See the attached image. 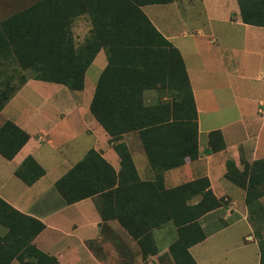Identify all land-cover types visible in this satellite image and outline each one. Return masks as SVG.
Instances as JSON below:
<instances>
[{"label":"crops","instance_id":"obj_1","mask_svg":"<svg viewBox=\"0 0 264 264\" xmlns=\"http://www.w3.org/2000/svg\"><path fill=\"white\" fill-rule=\"evenodd\" d=\"M35 2L0 0V21ZM199 6L207 17L206 24L189 31L190 27L181 24L183 21L177 16L191 8L197 12ZM139 8L160 37L141 27L95 35L89 17L78 14L72 25L76 45L88 44V40L94 45L96 42L102 44L85 71L83 88L71 90L61 83L30 78L0 109V116H3L0 126L10 120L29 135L12 159L0 154V198L43 224L32 243L55 257L59 264H171L163 254L177 237L172 223L152 229L157 253L144 259L136 239L117 219L108 218L101 192L66 203L55 182L89 149L96 150L111 164L116 172L117 186L149 180L164 189L206 177L208 188L221 204L197 219L204 238L189 246V253L197 264H225L227 258L223 253L228 250V245H234L236 250L250 246L255 264H259V248L248 219L245 190L228 180L225 172L229 160L242 169L246 163L264 157L258 156L262 149L260 133L252 127L251 114H247L249 105H256L254 114L261 113L264 124V110L260 108L264 100L260 94L244 95L243 79L250 60L246 54L236 62L237 49L225 44L221 35L230 37L232 33L227 34L230 26H250L249 32L256 42L264 44V31L261 26L254 29L255 25L242 22L237 0L143 2ZM165 14L171 16L173 27L166 22ZM214 22L222 24L221 27L216 28ZM163 39L179 51L184 63L197 115L198 150L196 154L186 156L182 165L156 173L150 167L138 130L110 135L91 113L90 104L99 77L108 64L107 51H116L113 60L125 67L135 61L128 54L125 56V52L134 53L140 47L146 51L147 64L153 69L152 79L157 81L156 87L143 91L144 103H160L161 113L170 117L172 99L178 96L177 87L183 77ZM257 55L259 60L253 74L256 81L264 78V50ZM2 61L0 58V73ZM112 81L126 82V78L113 77ZM42 82L55 86L52 90L21 94L26 86H37ZM86 83H89L87 90ZM229 87L235 99L232 109L227 97ZM245 100H248V106ZM212 130H220L225 147L207 152L208 133ZM27 156H32L45 170L30 185L14 174ZM263 198L264 195L259 202L264 205ZM198 199L196 196L190 203ZM243 228H247V232ZM0 232H4L2 227ZM220 256H224V261ZM242 259L245 260L239 255L232 257V261H241V264ZM10 264L22 263L14 258Z\"/></svg>","mask_w":264,"mask_h":264},{"label":"trees","instance_id":"obj_2","mask_svg":"<svg viewBox=\"0 0 264 264\" xmlns=\"http://www.w3.org/2000/svg\"><path fill=\"white\" fill-rule=\"evenodd\" d=\"M169 1L172 0H37L0 21L2 64L15 61L23 69H30L31 79L81 90L85 71L102 44L94 45L88 40V44L76 45L71 29L74 18L86 14L95 35L141 27L160 37L139 4ZM237 4L243 23L264 27V0H237ZM163 41L183 77L177 87L178 96L172 99L170 117L161 113L160 103H144L143 91L156 87L157 81L152 79L153 69L147 64L146 51L140 47L134 53L125 52V56L128 54L135 60L125 67L113 60L116 51H107L108 64L99 77L90 104L91 113L110 135L138 130L150 167L156 173L182 165L186 156L198 150L197 115L184 63L179 51L167 40ZM62 58L64 66H60ZM113 77L126 78V82H113ZM26 81L23 78L18 85H13L7 77L0 82V109ZM28 138V133L6 120L0 126V154L12 159ZM208 145L207 152L225 147L220 130L208 133ZM44 173L32 156H27L14 171L28 185ZM225 177L245 190L248 219L259 248V264H264V205L259 202L264 195V157L246 163L242 169L229 160ZM208 186L206 177L164 189L149 180L117 186L114 168L94 149H89L55 182L66 203L101 192L108 218L117 219L136 239L144 259L157 253L152 229L172 223L177 237L163 254L171 264H197L188 251L189 246L204 238L197 219L221 204ZM196 196L199 199L190 203ZM0 227L4 229L0 232V264H10L14 258L22 264H59L55 257L32 243L43 224L2 198Z\"/></svg>","mask_w":264,"mask_h":264},{"label":"rangeland","instance_id":"obj_3","mask_svg":"<svg viewBox=\"0 0 264 264\" xmlns=\"http://www.w3.org/2000/svg\"><path fill=\"white\" fill-rule=\"evenodd\" d=\"M211 6H212V4L210 3V7ZM196 11L197 12H194V10H192V8L187 9L186 12L180 13L177 16L178 19L183 21V23H181V24H186V25H188V27H190L189 31H191L194 27L204 26L206 24L207 17L205 16V13L202 10L201 6L196 8ZM164 17H165L168 25L170 23V25L173 27L172 18H170L171 16L169 17V16H166V14H165ZM216 22H214L215 24H217L216 28L217 27L220 28L222 24L218 25V23H216ZM73 23H74V21L71 23V29H72ZM174 26H176V25H174ZM222 28L224 29V27H222ZM228 29L229 30H228L227 34L232 33V35L229 37V36H225L224 34H222L221 39L224 40L225 44H228L231 47L233 46L237 49V52L235 54L236 62H239L241 60V56L246 55V54L250 60V64L247 66L248 69H247V72L245 73L244 79H243V93H244V95L247 97L248 96L254 97L257 94H260L261 98H263V100H264V78L261 80H258V81L253 79L254 71L257 68V61L259 60L257 52H260L261 49L264 50V44L256 42L255 38L251 35L252 33L249 32V29H251L250 26H248V27H246L245 25L244 26H234L233 28L230 26V28H228ZM254 29H259V28H256V26H255ZM261 29H262L261 31H264V27H261ZM205 53H207V52H205ZM61 60L62 61H60V66H62V65L64 66V59L62 58ZM48 63L50 64V62H48ZM47 68L50 69L49 66ZM0 74H1L0 79L2 81L8 77V78H10V81H11V83H13V85H18L22 81L23 78H25L26 80L30 79L29 77L31 76V71H30V69H23L21 67V65H19L15 61L14 62L6 61L5 64L2 65V67H1V73ZM238 80L240 81V79H238ZM36 85L37 86L31 84L29 86H26L22 90L21 94L31 93L33 91L43 92V91H47V90H52L53 87L55 86L53 84H47L46 82H42V84L38 83ZM258 85L260 87H258ZM88 86H89V83H86V90L88 89ZM234 86L236 87L235 84H234ZM231 90H232L231 87H229L227 90V97H228V102L230 103V105H229L230 109H232V106H234V102H235L234 101L235 99H234V96H232ZM239 90H241L240 87H239ZM20 96H22V95H20ZM245 101H246L245 103H247V106H248L249 105L248 100H245ZM20 102H21V104H23L24 101H22L20 99ZM252 102H253V100H252ZM255 107H256V105H254V107H253V105H249V108L247 109V114L248 113L251 114L250 119L252 121V127L255 129V131L260 133L259 142H260V146H261L260 148H262V149L259 151V154H261V155H258V156H264V124L262 123L263 117H261V113H258L257 115L254 114ZM260 108L264 110V102L262 103V105H260ZM262 115H263V113H262ZM2 119H3V116H0V121ZM147 172H149V171H147ZM263 202H264V198H263ZM242 230L244 232H247V228H243ZM228 246H229L227 248L228 250H225L226 252L223 253L224 256H226L227 260L224 261V256H220V258L222 259V261H224L225 264H227L228 262H231V264H241V261H239L238 263L236 261H232L233 255H239V256L245 258L244 261L242 259V264H255L256 259L254 258V256L251 253L252 247L248 246L244 249L236 250L234 245H228ZM19 257H21V260L23 259L22 254Z\"/></svg>","mask_w":264,"mask_h":264}]
</instances>
